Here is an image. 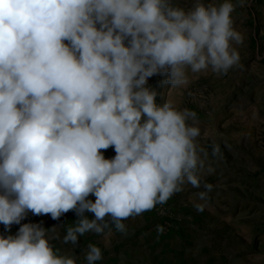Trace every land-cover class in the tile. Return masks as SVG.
Segmentation results:
<instances>
[{"label":"clouds","instance_id":"9594fccd","mask_svg":"<svg viewBox=\"0 0 264 264\" xmlns=\"http://www.w3.org/2000/svg\"><path fill=\"white\" fill-rule=\"evenodd\" d=\"M245 4L0 0V224L72 211L78 219L62 243L92 233L108 247L113 230L128 235L124 221L186 186L203 189L190 198L202 210L213 188L203 177L215 169L198 143L197 115L171 100L158 105L148 79L167 75L164 83L181 89L242 67L233 13ZM110 147L116 155L106 159ZM211 155H220L218 144ZM60 239L55 227L24 223L0 235V264H78L54 247ZM102 259L89 243L85 264Z\"/></svg>","mask_w":264,"mask_h":264},{"label":"rangeland","instance_id":"374dc122","mask_svg":"<svg viewBox=\"0 0 264 264\" xmlns=\"http://www.w3.org/2000/svg\"><path fill=\"white\" fill-rule=\"evenodd\" d=\"M178 3L188 8L192 0ZM233 19L244 36L237 46L242 67L221 76L201 74L181 89L164 83L163 74L150 77L147 85L157 91L158 105L171 100L197 115L198 143L207 148L215 169L203 177L213 188L202 210L194 208L190 198L203 189L189 185L167 203L124 221L128 235L113 230L108 247L92 233L79 237L75 245L62 243L65 228L78 219L72 211L58 220L29 212L10 229L0 224V235H15L24 223L55 227L61 239L52 241L54 247L75 255L82 264L89 243L101 247L102 260L108 264H114L115 256L117 264H264V0H246ZM212 144L220 147L218 157L211 155ZM102 151L106 159L116 155L111 147ZM88 199L95 201L93 195ZM84 215L94 219L90 212ZM157 225L163 226V233H157Z\"/></svg>","mask_w":264,"mask_h":264},{"label":"crops","instance_id":"0c3cea01","mask_svg":"<svg viewBox=\"0 0 264 264\" xmlns=\"http://www.w3.org/2000/svg\"><path fill=\"white\" fill-rule=\"evenodd\" d=\"M111 256L114 257V255H111ZM121 256L124 258L123 255H121ZM82 258H83V256H82ZM82 263L83 262L78 259V264H82ZM108 263H109V260L108 261L107 260L106 261L105 260H101V261H98L97 262V264H108ZM112 263H114V264H117L118 263L117 256H115L114 259H112Z\"/></svg>","mask_w":264,"mask_h":264}]
</instances>
